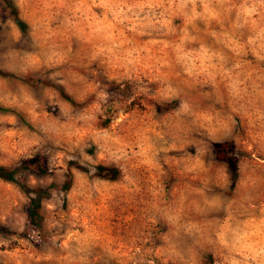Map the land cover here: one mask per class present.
<instances>
[{
  "label": "rangeland",
  "instance_id": "rangeland-1",
  "mask_svg": "<svg viewBox=\"0 0 264 264\" xmlns=\"http://www.w3.org/2000/svg\"><path fill=\"white\" fill-rule=\"evenodd\" d=\"M34 158L0 264H264V0H0V166Z\"/></svg>",
  "mask_w": 264,
  "mask_h": 264
},
{
  "label": "trees",
  "instance_id": "trees-1",
  "mask_svg": "<svg viewBox=\"0 0 264 264\" xmlns=\"http://www.w3.org/2000/svg\"><path fill=\"white\" fill-rule=\"evenodd\" d=\"M11 15L13 17V21L14 24L16 25V27L20 30H22L23 28V23L17 18L15 11L13 9H11ZM22 170H26L29 171L37 176H42L44 174H46L47 170L46 167L44 165V163L39 159V158H34V159H29L26 161H23L19 167L15 168V169H7L4 167L0 166V179L4 180V181H8V182H14V176L15 174L19 173ZM97 172H107L108 169L104 168V167H100L98 166L96 168ZM111 180V178H110ZM46 197V193L45 192H37L35 194L34 199H32L30 201V208L28 209V215L31 219H35L36 218V209L38 208V202L41 198H45Z\"/></svg>",
  "mask_w": 264,
  "mask_h": 264
}]
</instances>
